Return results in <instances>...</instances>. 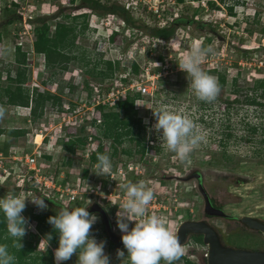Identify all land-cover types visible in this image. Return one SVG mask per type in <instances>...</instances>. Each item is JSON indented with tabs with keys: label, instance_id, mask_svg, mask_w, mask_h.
I'll list each match as a JSON object with an SVG mask.
<instances>
[{
	"label": "rangeland",
	"instance_id": "374dc122",
	"mask_svg": "<svg viewBox=\"0 0 264 264\" xmlns=\"http://www.w3.org/2000/svg\"><path fill=\"white\" fill-rule=\"evenodd\" d=\"M98 2L124 7L134 26H128L116 15L91 11L81 0H0V25H3L0 27V90L7 86L14 88V82L6 77L9 75L14 80L18 72L25 70V90L30 94L38 90L59 95L62 105H68L82 121L79 127H71L74 120L52 108L51 102L35 122H32L29 108L1 105L5 115L0 119V129L25 130L24 136L9 138V146L17 154H22L27 149L33 151L36 148L34 140L39 138L53 142L78 135L97 140L95 143L102 150L97 154L108 155L112 168L124 167L125 170L120 173L111 170L108 177L97 176L93 173L95 163L90 157L77 159L67 152L61 153L59 159L56 157L51 162L57 173L62 171L70 181L81 180L78 188L82 192L78 196L81 201L69 208L87 207L98 202L109 210L110 222L121 233L116 224L118 206L124 196L120 185L143 181L155 193L148 214L163 217L168 228L176 231L182 222L201 216L203 200L198 192V184H201L214 206L230 216L229 219H209L221 236V243L232 248L264 251L263 236L245 229L239 222L245 216L264 222V144H259L264 139V126L252 140H220L227 126L235 136H244L249 134L245 130L246 123L264 125V106L240 103L231 104L228 110L224 103L227 100L231 103L234 98L242 101L245 95L253 97L255 82L264 78V0ZM229 8H232L233 16H230ZM180 17L185 19L178 22L175 35L168 41H157L145 33V27H168L172 20ZM37 18L45 19L50 35L61 24L75 29L73 44L63 51L68 58L62 65L64 70L46 68L43 55L33 51L35 24L32 22ZM191 19L201 23L188 25ZM216 26L218 29L213 31ZM196 40L214 50V54H209L202 62V70L216 78L218 73L225 77V84L220 87L213 103L195 97L188 87L186 73L180 71L176 63ZM17 48L25 53L24 65L16 61ZM244 50L249 54L241 53ZM107 62H112L113 70L108 69ZM133 64L138 68L137 74ZM157 68L160 71H156ZM128 77L133 80V90L123 82ZM145 85L155 93L141 95V99L135 102L144 127V139L140 140V145L138 140H122L118 144L103 139L102 126L97 123L98 108L103 106L106 113L118 112L115 108L118 98L124 99L129 91L137 92ZM236 90L238 95L234 94ZM161 106L182 111L205 131L206 142L192 152L190 163H180L175 154L165 148L159 134L152 130L155 117L151 109ZM1 140H4L3 136H0ZM141 147L145 150L142 157L138 152ZM53 148L56 150L57 146ZM124 150H129L130 155ZM43 152L47 154V151ZM195 174L200 175V180L192 178ZM55 177V182L63 178L61 174ZM5 181L0 180V187L8 192L0 191L1 198L9 193L31 197L21 181L8 184ZM26 204L23 215L33 226L27 234L36 236V251L44 253L42 239L50 227L45 217L56 215L62 207L51 202L46 203V210L40 211L30 202L26 201ZM33 216L44 218L43 230L36 229L37 223L30 220ZM133 226L134 222H129V230ZM92 234L98 241H104L96 223ZM52 239L47 249L52 251L54 260L53 250L58 247V236L56 242ZM27 240L25 237L24 242ZM183 247L185 254L174 264L185 261L205 264L207 250L204 244L187 241ZM112 249L106 242L104 251L110 264H129L123 246L119 248L125 254L122 260L118 258L117 250ZM76 262L74 255L63 263Z\"/></svg>",
	"mask_w": 264,
	"mask_h": 264
},
{
	"label": "clouds",
	"instance_id": "9594fccd",
	"mask_svg": "<svg viewBox=\"0 0 264 264\" xmlns=\"http://www.w3.org/2000/svg\"><path fill=\"white\" fill-rule=\"evenodd\" d=\"M209 54H214L213 48L196 40L176 62L179 70L186 73L188 87L195 97L205 103H213L220 93L217 78L201 68ZM151 110L155 117L152 130L159 134L165 148L174 153L180 163H190L192 152L206 142L205 131L182 111H171L162 106ZM4 115L5 110L0 107V119ZM111 170L110 157L98 154L93 173L108 177ZM120 188L124 196L118 206L116 224L122 233L121 240L129 264H161V261L174 264L178 261L185 254L178 231L170 230L163 217L148 214L149 206L155 199L154 190L143 181L122 183ZM42 197L47 196L33 193L29 198L24 194L9 193L0 198V212L6 220L7 233L13 240L14 248H23L22 240L33 228L28 218L22 215L27 207L26 201L43 211L48 205ZM87 208H61L56 215L48 217L47 222L58 233V247L53 250L55 264H63L74 255L77 257L76 264H110V258L104 251L106 241H98L92 234L93 225L99 217L89 213ZM129 222H134L130 230ZM51 239V233L42 239L44 252ZM117 256L122 260L125 254L118 249ZM0 264H15V256L9 252L7 244H0Z\"/></svg>",
	"mask_w": 264,
	"mask_h": 264
},
{
	"label": "trees",
	"instance_id": "16d2710c",
	"mask_svg": "<svg viewBox=\"0 0 264 264\" xmlns=\"http://www.w3.org/2000/svg\"><path fill=\"white\" fill-rule=\"evenodd\" d=\"M178 3H183V0H176ZM81 2L85 5V8L94 11V12H102L106 14L116 15L119 18H122L123 21L128 26H134V24L131 22V19L129 18V12L124 9L122 6L118 5H105L98 2V0H81ZM230 16H233L232 8H229ZM185 18H175L172 20L170 26L163 27V28H157V27H145V33L152 39H156L157 41H168L170 40L176 32V27L178 22L183 20ZM184 21V20H183ZM14 22V20H12ZM35 24L33 35L35 37V40L32 44L33 51L36 54L43 55L45 60V66L48 69H51V67H58L60 70H64L65 67L62 65L65 64L66 58L65 51L67 47H70L73 44V40L75 38V29L72 27H68L66 25H59L54 31L53 35H50V28L45 23L44 18H37L32 22ZM41 23V26H38V24ZM196 24L201 23L194 21L191 19L188 22V25L190 24ZM0 27H3V25H0ZM218 29V27H214L213 31ZM262 33H264V30H262ZM0 39H1V32H0ZM206 46V45H204ZM262 50H264V47H262ZM244 55L249 54L247 50L242 51ZM16 55L18 58L16 59L17 63L24 65L25 60V53H21L20 49H16ZM22 59H21V58ZM108 69L111 71L113 70V64L112 62H107ZM118 67V63H116ZM134 67V73L137 74L138 68L136 65L133 64ZM25 70L18 72L17 77L12 80V78L9 77V75L6 77L9 81L14 82L15 86L12 88L11 86H7L5 89L0 90V107L1 105H8L13 107H21V108H29L30 109V117L32 118V122H35L36 120L40 119L42 117V113L44 108H46V105L51 102V107H55L58 111H61L62 101L61 97L58 95H52L48 92H39L38 90H33L30 94L28 90H25L23 88V85L25 83ZM156 71H160V68H157ZM207 73V72H206ZM217 80L220 87H223L225 84V77L223 74L218 73ZM126 87H129L133 80L131 78H125L123 80ZM254 96L249 97L245 95L243 100H239L237 98H234L232 102L230 103L228 100L225 103L227 106V109L229 110L231 104H240L245 103L246 105H250L253 107H263L264 106V78L261 80H257L255 82L254 87ZM235 95L239 94V91H234ZM141 94L139 91H129L125 98H118L115 108L118 110V112H110L106 113L103 111V106L99 107V111L101 114V130H102V138L106 140H114L115 143L121 144L122 140H138L137 144L140 145V140H143L144 137H142V133L144 131V127L142 124V118L139 116L138 109L135 107V102L141 99ZM263 124L258 125H251L249 123L245 124V130L247 131V135L244 136H235L233 132L230 130L231 127H226V132L221 134L220 140H230V138H234L236 140H252V137L257 134L261 129H263ZM25 135V130H3L0 129V136L4 137V140L2 144L0 143V151L7 155L9 150V138H19ZM69 142L62 143L64 152H67L69 154L74 153L75 149H83L85 147V140L87 138L80 137V136H68ZM253 145H255V142H252ZM259 144H264V139L259 142ZM222 146V144H220ZM101 148L99 147L98 152H101ZM138 152L141 154V157L144 155L145 150L144 147H141ZM116 151L114 150L113 155H115ZM124 153L129 154V150H124ZM97 155L93 154L90 159L93 163H97ZM260 155H258L259 157ZM45 161H50L51 157L45 155L44 156ZM61 171V169H60ZM112 171H116V168H112ZM86 174V172H85ZM1 198V197H0ZM46 203H51V200H45ZM23 215V213H22ZM24 216V215H23ZM49 216H46V224L50 225L47 222V219ZM25 217V216H24ZM43 219L41 216H33L32 219H30L32 222L37 223L36 229L41 231L44 229L42 226ZM45 224V225H46ZM49 233H51L53 239L52 242H56V237L58 236V233L53 229V227L50 225L48 229ZM25 237L28 239L24 242ZM22 240L23 248L21 250H18L12 246L13 240L11 237L8 236L7 233V227H6V220L3 216V213L0 212V244H7L8 250L11 254L15 256V264H54L53 255L51 250H46L44 253H40L36 251V244L37 241L36 236L34 234H27ZM194 239L197 242H201V238L197 236H193ZM65 264V263H63ZM183 264H194L190 261H185Z\"/></svg>",
	"mask_w": 264,
	"mask_h": 264
},
{
	"label": "built area",
	"instance_id": "2783aa9c",
	"mask_svg": "<svg viewBox=\"0 0 264 264\" xmlns=\"http://www.w3.org/2000/svg\"><path fill=\"white\" fill-rule=\"evenodd\" d=\"M132 86L131 84L129 89L133 90ZM137 91H139L142 96H152L155 93L154 89L151 92V89L146 85L143 88H139ZM59 112L61 115L71 117L74 120L73 126L71 127H79V123L82 122L78 119L76 112L68 105L63 104ZM98 113L99 118L97 119V123L101 124L100 111H98ZM85 141V147L83 149H75L72 157L77 159H89L93 154L98 153L99 147L95 143L97 140H91V138H89V140ZM61 142L67 143L69 140H53V142H51V140H41L40 144H35L36 148L33 149V151L27 149L22 154H17L13 147L9 148L7 155L0 151V180H8V182L5 181L7 184L11 181L12 183L21 181L23 189L31 193V195L33 193L45 195L49 199L47 197H42L44 201L51 200L62 208H69L73 203L81 201V199L78 198L79 194L82 193L78 190L81 183L80 178H77L75 182L70 181L64 177L62 171L57 173V168L51 164V162L55 161L56 157L59 159V155L61 156V153L64 152ZM56 146L57 149L55 150L53 147ZM52 148L53 151H51ZM43 151H47V154ZM45 155L51 157L50 161H45ZM122 170H125L124 167H119L116 173H120ZM68 173L71 174V171ZM60 174L63 178L60 182H55V176ZM2 190L5 189L0 187V191Z\"/></svg>",
	"mask_w": 264,
	"mask_h": 264
},
{
	"label": "water",
	"instance_id": "95a60500",
	"mask_svg": "<svg viewBox=\"0 0 264 264\" xmlns=\"http://www.w3.org/2000/svg\"><path fill=\"white\" fill-rule=\"evenodd\" d=\"M192 178L199 179L200 175L196 174ZM206 206L210 207L207 199ZM95 208L99 207L93 206L89 210V213H96V210H94ZM100 212L103 216L105 224L108 225L107 216L104 212H102V210ZM212 213L222 214V212L216 210H213ZM240 224L246 229L253 232H259L264 236V223L260 220L245 216L240 218ZM176 231H178L180 243L183 245H185L188 237L191 235H198L202 237V242L207 247L205 256L206 264H264V252L224 247L221 244L218 234L206 224L185 221L177 227ZM110 235L116 244V240L122 242L121 237H116L111 232Z\"/></svg>",
	"mask_w": 264,
	"mask_h": 264
},
{
	"label": "flooded vegetation",
	"instance_id": "af4514ba",
	"mask_svg": "<svg viewBox=\"0 0 264 264\" xmlns=\"http://www.w3.org/2000/svg\"><path fill=\"white\" fill-rule=\"evenodd\" d=\"M196 175V174H195ZM196 180H200V178H195ZM198 192H199V195L200 197L202 198L203 200V209H202V214L200 217L196 218L195 220H190L192 222H197V223H203V224H206L208 225L209 227H211L219 236L220 238V241H221V236L219 235L218 231L216 230V228L209 222V219H229L230 216L229 215H226L220 208L214 206L212 200L208 197V195L206 194V192L204 191V189L202 188L201 184H198ZM206 199L208 200V203L210 205V207L206 206ZM93 206H98L99 208H95L94 210H96L94 214H96L99 218H100V221L99 222H96V226L100 229L101 231V235L104 239V241L107 242L108 244V247H112L113 249L112 250H118L120 247L123 246L122 242L119 241V240H116L117 244L112 240V237L110 235V232L116 236V237H121L122 236V233H119L116 231L115 229V226H113V224L110 222V217H109V210L101 205L100 203H96V202H92L91 204L88 205V208H87V211H89ZM74 207H71L69 209H73ZM104 212V214L107 216L108 218V225L105 224L104 222V219H103V216L101 214V211ZM220 211L222 212V214H218V213H212V211ZM214 214V215H213ZM259 220V219H258ZM262 223H264L262 220H260ZM239 222H240V219H239ZM246 229V228H245ZM248 230V229H247ZM250 231V230H249ZM253 232V231H252ZM255 234H258V235H261L263 236L261 233L259 232H253ZM195 235H191L188 237V240L187 241H196L194 239ZM197 237H200L201 238V243L203 244L202 242V237L201 236H198ZM264 238V236H263ZM197 242V241H196ZM222 244V243H221ZM223 245V244H222ZM205 246V245H204ZM224 247H228L226 245H223ZM206 247V246H205ZM206 250H207V247H206ZM264 252V251H262ZM205 264H206V258H205Z\"/></svg>",
	"mask_w": 264,
	"mask_h": 264
},
{
	"label": "bare ground",
	"instance_id": "6f19581e",
	"mask_svg": "<svg viewBox=\"0 0 264 264\" xmlns=\"http://www.w3.org/2000/svg\"><path fill=\"white\" fill-rule=\"evenodd\" d=\"M34 144H40V142H41V140H40V138L38 139V140H34Z\"/></svg>",
	"mask_w": 264,
	"mask_h": 264
},
{
	"label": "crops",
	"instance_id": "0c3cea01",
	"mask_svg": "<svg viewBox=\"0 0 264 264\" xmlns=\"http://www.w3.org/2000/svg\"><path fill=\"white\" fill-rule=\"evenodd\" d=\"M2 142H3V140H1V142H0V143L2 144ZM9 147H10V146H9ZM10 148H11V147H10Z\"/></svg>",
	"mask_w": 264,
	"mask_h": 264
}]
</instances>
